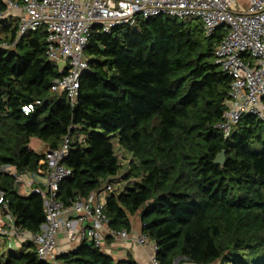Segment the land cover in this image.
Returning a JSON list of instances; mask_svg holds the SVG:
<instances>
[{
	"label": "trees",
	"instance_id": "1",
	"mask_svg": "<svg viewBox=\"0 0 264 264\" xmlns=\"http://www.w3.org/2000/svg\"><path fill=\"white\" fill-rule=\"evenodd\" d=\"M6 10L0 0V15ZM16 34L10 18L0 28V191L18 226L39 232L43 198L33 189L43 187L25 195L3 168L43 176L45 151L67 137L59 163L70 175L56 192L63 207L119 173L120 148L131 156L122 175L131 183L105 198L110 230L130 232L135 217L158 264H251L228 259L241 250L264 259V121L243 115L226 137L216 127L231 84L214 63L225 31L206 37L199 20L166 15L109 33L94 27L73 105L64 91H51L64 73L47 58L45 29ZM32 139L44 150L33 149ZM221 152L223 163H216ZM23 247L0 264H138L86 240L52 263L39 260L32 243Z\"/></svg>",
	"mask_w": 264,
	"mask_h": 264
},
{
	"label": "built area",
	"instance_id": "2",
	"mask_svg": "<svg viewBox=\"0 0 264 264\" xmlns=\"http://www.w3.org/2000/svg\"><path fill=\"white\" fill-rule=\"evenodd\" d=\"M5 13L17 14L16 40L40 28L46 31L48 60L63 61L64 73L53 80L51 91H64L71 105L76 101L79 81L87 71L84 49L90 33L97 27L109 33L116 27H132L138 19L166 15L179 20L197 19L206 37L217 30L225 35L214 51V63L231 78L229 99L222 121L216 125L223 135L243 115H252L264 121V0H4ZM2 13L0 17L5 14ZM35 101L34 104H38ZM32 104L23 106L27 113ZM68 138L64 137L58 149H47L44 154L46 169L43 176L18 174L5 166L16 183L29 190L40 184L45 218L38 233H31L16 224L8 211L7 201L0 191V237L9 241L12 248L32 243L39 260L52 263L56 256V233L64 228L70 242L90 241L105 250L106 239L126 238L128 233L115 232L107 227L104 213L105 198L114 190L110 184L91 192L86 198H76L68 207L56 199L58 184L70 175L60 165L67 154ZM26 192V190H25ZM84 214L89 225L78 231L75 219L69 216ZM140 246H155L145 235L133 239ZM152 264H158L154 257ZM177 263V261H176ZM175 263V264H176Z\"/></svg>",
	"mask_w": 264,
	"mask_h": 264
},
{
	"label": "crops",
	"instance_id": "3",
	"mask_svg": "<svg viewBox=\"0 0 264 264\" xmlns=\"http://www.w3.org/2000/svg\"><path fill=\"white\" fill-rule=\"evenodd\" d=\"M113 178L114 177H111L109 179L110 181L107 183L110 184ZM114 190H118V189L114 188ZM74 215L75 214L69 217L76 220V222L74 223L76 230L81 231L89 225V218L86 217V215L84 214H78L77 216ZM131 226H132L131 231L128 232L126 238L110 239L109 242H106L105 252L109 253L116 260L126 259V257L130 255L132 259L136 261L138 264H152L151 261L152 258L154 257L152 246L150 244L145 246H140L136 244L133 239L141 235L138 221L136 220V224ZM56 241H57V246L55 249L56 256L60 253H64L75 249L79 244L78 241L76 240L73 242H70L68 240L64 228L58 229L56 233Z\"/></svg>",
	"mask_w": 264,
	"mask_h": 264
},
{
	"label": "rangeland",
	"instance_id": "4",
	"mask_svg": "<svg viewBox=\"0 0 264 264\" xmlns=\"http://www.w3.org/2000/svg\"><path fill=\"white\" fill-rule=\"evenodd\" d=\"M10 18L13 21H18L17 19V14L15 11H11L9 14L5 13L0 17V28L1 26H3L4 24H6ZM24 37V36H23ZM11 50H15L14 48H12ZM114 142V144L116 143L115 140L112 141ZM30 146L37 150V151H43L44 148L42 149V144L36 140V139H32ZM116 153L117 156L119 158L120 164H121V170L119 171V173L111 180L110 186L114 189L117 188L119 191L123 190L128 184H130V181H124L122 179V175L125 173L126 169H127V164L129 162V160L131 159V156L127 153H125L123 150H121L120 148L116 149ZM21 192H23L25 195L29 192V188H25L24 186H21ZM26 190V192H25ZM131 223L132 225L136 224V220L135 217L131 218ZM9 249H12L11 251H9ZM26 248L25 247H20L18 246L17 248H12L9 244V241L3 237H0V261H3L6 257V255L8 254V252H12V253H20L22 251H25ZM235 258H247L248 261L251 264H255L256 261L260 262V264H264V259H262L261 257L258 258L257 256H253V257H248L245 255V252L243 250L239 251L238 254H233L231 256H229L228 259L230 260H234ZM227 263V262H226ZM215 264H220V262H217ZM224 264V263H223ZM228 264V263H227Z\"/></svg>",
	"mask_w": 264,
	"mask_h": 264
},
{
	"label": "water",
	"instance_id": "5",
	"mask_svg": "<svg viewBox=\"0 0 264 264\" xmlns=\"http://www.w3.org/2000/svg\"><path fill=\"white\" fill-rule=\"evenodd\" d=\"M56 66H57V68H58V71L61 73V68H62L63 66H65V63H64L63 61H58V62L56 63ZM223 160H224V154H223V152H221L218 156H216V158H215V162H216V163H220V164H222V163H223ZM34 192H36V193H40L39 190H34ZM175 263H176V261H175Z\"/></svg>",
	"mask_w": 264,
	"mask_h": 264
}]
</instances>
